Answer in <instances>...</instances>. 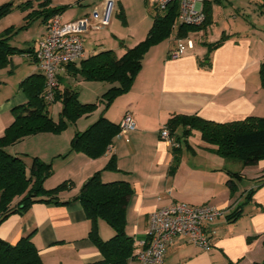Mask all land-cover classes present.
Wrapping results in <instances>:
<instances>
[{
	"label": "crops",
	"instance_id": "crops-1",
	"mask_svg": "<svg viewBox=\"0 0 264 264\" xmlns=\"http://www.w3.org/2000/svg\"><path fill=\"white\" fill-rule=\"evenodd\" d=\"M8 1L12 3L11 13H18L21 19L27 21L26 16L31 13L28 27L33 30L34 38L32 41L9 40L10 45L31 51L11 56V62L0 69V72L14 73L13 78L7 79L0 74V136L13 121L12 108L27 101L20 82L31 74L40 73L33 54L47 30V19L42 13V2L46 0H3V3ZM103 1L48 0L45 8L64 7L61 18L71 21L90 13ZM113 1L110 24L85 34L84 58L107 49L121 56L146 37L152 21L145 27L141 23L148 18L149 0ZM26 2L28 6L21 8ZM262 3V0L250 3L256 14L258 10L263 11ZM231 5L234 4L228 5L232 10L228 17L234 15L238 20L241 16L244 21L241 28L223 26L217 32L219 38L222 34L229 36L217 48L208 51L206 44L219 38L209 40L207 27L194 29L186 34L192 38L193 48L171 59L169 50L174 45V30L168 38L149 46L129 90L117 96L107 108L97 109L93 116L94 112L87 114L89 118L82 122L78 119L71 129L67 127L61 133L40 132L6 147L23 161L29 155L51 165L58 162L57 167L64 170L56 176L53 170L44 181V188H53L65 180L71 185L59 193L63 204L36 202L7 217L0 224L1 239L14 244L30 233L43 264H85L101 259L89 238L91 222L76 199L86 180L99 172L102 182L123 180L132 188L126 204L125 231L134 240L133 255L146 240L149 214L171 202H185L217 206L223 213L206 225L211 238L207 248L190 243L184 236H176L167 245L160 264H255L264 259V183L261 184L264 159L252 165L240 161L236 164L235 160L214 153V146L203 141L196 129L178 141L176 137L181 135V126H178L172 136L179 142V160L171 170L172 146L159 136L160 128L173 115H195L218 123L249 116L264 117V87L258 74L264 62V32L261 36L254 22L245 17V1L237 0L236 8ZM22 64H25L23 69ZM18 71L21 72L18 74ZM57 79L60 89L84 85L90 96L83 97L78 92V100L92 103L96 99L98 108L104 107L101 95L112 86L107 82L84 80L74 73L73 67L66 65L59 70ZM53 105L49 106V114ZM127 109L133 113L135 128L120 136L118 132L105 153L92 158L83 152L70 151L74 134L83 131L99 115L119 124ZM50 116L54 119L52 112ZM49 140L55 142L46 146L43 142ZM27 141L33 142L30 150L22 148V143ZM112 156L116 169H107ZM250 190H253L251 194ZM236 209L240 210V215L229 220L228 215ZM97 229L102 239L114 234L102 219L97 221ZM128 264L142 263L131 258Z\"/></svg>",
	"mask_w": 264,
	"mask_h": 264
},
{
	"label": "trees",
	"instance_id": "trees-1",
	"mask_svg": "<svg viewBox=\"0 0 264 264\" xmlns=\"http://www.w3.org/2000/svg\"><path fill=\"white\" fill-rule=\"evenodd\" d=\"M261 7H264V0ZM48 0L42 2L44 19H49L55 13H61L64 7H46ZM221 0H205L203 10L205 21L200 26L178 25L175 28L178 4L175 1L163 12L153 9L152 24L146 37L135 46L127 48L121 56H117L111 49L100 51L94 55L81 59L78 66L75 63L66 66L73 67L75 74L84 80L100 81L112 84L102 95L104 109L120 94L131 87L137 73L142 66L143 56L149 46L168 38L174 30L177 37H184L190 30L205 29L212 20V6ZM27 4V5H26ZM28 2L20 5L26 8ZM12 3L6 2L0 6V17L10 12ZM32 12V11H31ZM264 14V9L261 11ZM31 13L26 16L27 27ZM12 30L5 29L0 33V69L7 66L11 56L23 52H30V48L21 49L10 45ZM229 35L222 34L212 43H207L208 51L220 46ZM259 78L264 87V62L259 66ZM27 95V101L12 108L13 121L0 136V224L10 215L22 212L36 202L63 204L58 196L61 191L68 189L70 181H62L55 187L46 189L44 181L52 174L50 162H44L38 157H32L31 165L26 170L21 156L13 155L6 147L21 138L40 132L61 133L68 127V122L83 114H89L97 106L96 103H81L75 90L68 87L56 89L53 101L44 97L45 80L42 73H35L25 77L19 84ZM60 101L62 109L58 121H54L49 114V106ZM181 126V135L186 138L191 130L200 132L201 138L214 146L212 151L226 159H233L245 165H252L264 159V117L249 116L243 120L218 123L202 119L195 115H173L166 124L171 135ZM119 124L109 121L100 115L83 131L74 134L70 151L83 152L95 158L105 153L113 137L119 132ZM177 141V143H179ZM174 170L179 160V145L172 147ZM116 169L115 158L112 156L106 166ZM233 176H238L233 173ZM264 183V175L262 176ZM132 188L127 181L102 182L100 173L96 172L83 184L76 199L83 207L86 217L91 222L89 238L101 254V259L85 264H128L133 258L134 240L125 231L126 204ZM253 190H250L251 194ZM240 215L236 209L228 215L234 220ZM104 220L114 231L108 239H102L98 233L97 221ZM0 264H43L39 253L31 240V234H26L11 244L0 238ZM255 264H264V259Z\"/></svg>",
	"mask_w": 264,
	"mask_h": 264
},
{
	"label": "built area",
	"instance_id": "built-area-1",
	"mask_svg": "<svg viewBox=\"0 0 264 264\" xmlns=\"http://www.w3.org/2000/svg\"><path fill=\"white\" fill-rule=\"evenodd\" d=\"M177 2L178 25L200 26L205 21L203 3L205 0H149L153 9L163 12ZM114 11V1L104 0L94 6L90 13L71 21H63L59 13L47 20V30L38 42L33 57L45 80L44 97L53 101L59 86L57 74L67 64L84 58V36L90 31L100 30L110 24ZM193 48L192 38L187 35L175 37L174 45L169 50V57L176 59ZM119 134L123 135L135 128L134 116L127 109L119 123ZM161 139L170 146L178 144L165 126L159 130ZM223 213V209L210 204L194 205L185 202H171L149 214L146 240L140 244V250L133 255L142 264H160L163 261L167 245L176 236H184L190 243L207 248L211 238L206 228Z\"/></svg>",
	"mask_w": 264,
	"mask_h": 264
},
{
	"label": "rangeland",
	"instance_id": "rangeland-1",
	"mask_svg": "<svg viewBox=\"0 0 264 264\" xmlns=\"http://www.w3.org/2000/svg\"><path fill=\"white\" fill-rule=\"evenodd\" d=\"M243 1H245L246 4H247L246 6H243V8H245V11H244L245 12V17L248 19V21L254 22V24L256 26L255 30H258L260 32V35L262 36V33L264 32V14H261L260 10H258V14H256L252 10V5H250V3L254 2V0H243ZM231 2H232V4H234V5H231V7L232 8L233 7L236 8L235 2H237V0H221V2L219 4H215V5L212 6V18H213L215 23L212 21L207 26V32H208V39L209 40H216L217 38H219V35L217 34V32L221 31V28H223V26H226V28H229V29L234 28V27L241 28L240 25H241V23L243 24L242 21H244V20H242L241 16H239L238 20L233 18L234 15H231V16L228 17V15H230L229 13L232 12L230 6H228V5H230ZM2 4H3V0H0V6ZM225 8H226V10H225ZM11 9H13V7ZM223 9H224V11H223ZM146 12H147V17L148 18H147V20H144L141 23V24H143L144 27L146 25L150 24V22L152 21V16H153L154 12H153V8H152L151 5L147 6ZM25 24H26V21L21 19V17L19 16L18 13H13L12 14L11 11H10L7 14H5V15L0 17V33L3 32L5 29H9L10 28L12 30L10 39L15 38L18 41H23V40L32 41L33 38H34L33 37V32H32L33 30L28 27L29 24L27 25V27H23ZM121 24H119V25H121ZM123 27L124 26L122 24L121 25V30L124 29ZM99 48H100V46H98V49ZM22 65H24V66H22V69H23L25 67V64H22ZM9 69H11V67H9ZM19 72H21V71H18V74H19ZM0 74L2 76H4L6 79L7 78H13V76H14V73L8 74L7 72H0ZM73 90H75L77 92V94L79 92L81 94V96H83V97H85L86 94L88 96H90V94L88 92L89 90L84 85H82V86L79 85L75 89L73 88ZM94 100H96V99H94ZM94 100L91 101V102L95 103ZM52 105H53V103H52ZM98 107L99 106L97 105L93 109V111L91 113H93L97 109H100V110L104 109V107L103 108L102 107L98 108ZM61 109H62V103L60 101L54 102L53 109H52V106H51L50 114L52 112V114L54 115V119L53 120L56 121V122L58 121V119H59V117L61 115L60 114ZM93 115H95V112L92 114V116ZM86 116H87V114H83V115L78 116L75 119L74 122L69 121L68 122L69 129H71L73 127L74 123L78 119H80V121L82 122L86 118H89L88 116L87 117ZM63 131H65V130H63ZM51 142L54 143L55 141L49 140V142H43V143L46 146H50V145H52ZM32 147H33V142L32 141H27V142L22 143V148L30 150ZM63 158L64 157H62L61 159H63ZM50 160H52V159H50ZM31 162H32V156H29V155L25 156L24 163H25L27 169H29V167L31 165ZM57 163L58 162H56V161H55V163H52V169L55 170L54 171L55 176L57 174L61 175V172L64 170V169H60L59 167H57V166H59V165H56ZM234 163L237 164L239 162L235 160ZM251 167H253V166H251ZM45 185H43V186H45ZM47 185H48V182H47Z\"/></svg>",
	"mask_w": 264,
	"mask_h": 264
}]
</instances>
